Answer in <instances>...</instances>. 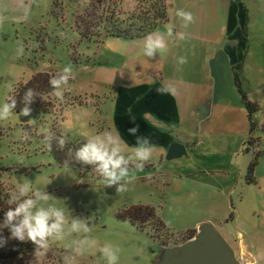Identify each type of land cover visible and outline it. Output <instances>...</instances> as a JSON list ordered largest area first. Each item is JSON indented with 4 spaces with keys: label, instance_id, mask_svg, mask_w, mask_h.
<instances>
[{
    "label": "rangeland",
    "instance_id": "1",
    "mask_svg": "<svg viewBox=\"0 0 264 264\" xmlns=\"http://www.w3.org/2000/svg\"><path fill=\"white\" fill-rule=\"evenodd\" d=\"M165 4L169 22L164 28L160 26L158 33L171 28L172 32L217 40L233 37L236 45L231 44L234 46L228 49L226 61L232 62V72L225 67V73L216 76L217 84L206 92V105L196 121L185 113L183 120L169 119L163 127L171 140L189 141L187 154L167 159L168 146L179 141H166L161 154L153 152L148 162L151 166L132 172L135 179L127 191L117 193L115 185L105 187L101 178L89 172L58 167L42 137L50 135L55 120L71 137L82 140L106 131L118 133L113 118L114 89L147 75L122 68L124 54L129 52L122 39H85L77 24L80 18L93 23L103 16L102 8L141 15L145 9H156L158 0H0V104L8 102L18 83H26L37 72L60 74L67 65L73 70L63 92L67 89L74 104L64 107L61 114L58 111L57 115L36 118L13 111L0 120L3 185L12 192L29 180L34 190L52 196L42 206L63 207L69 218L85 222L90 218V240L82 254L77 255L69 244L85 235L83 228L79 234H68L69 221L64 239L51 242L42 264H63L60 256L69 254L74 257L72 264H105L100 249L108 243L119 249L118 264H160L164 246L152 236L151 229L117 216L133 204L157 208L173 232L168 247L182 244L188 229L211 222L242 263L264 264V155L255 167L253 182H247L250 154L243 149L249 126L234 82L236 73L247 97L264 107V0H165ZM178 9L194 17L187 28L176 15ZM25 11L27 20L23 19ZM20 43L24 52L18 56ZM99 64L105 67L99 68ZM119 66L123 71L116 72ZM55 98L57 108L63 106L64 96ZM144 106L152 110L154 101H146ZM260 138L254 150L263 147L264 138ZM122 148L127 158L132 146L124 144ZM32 259L30 253L10 264H29Z\"/></svg>",
    "mask_w": 264,
    "mask_h": 264
},
{
    "label": "clouds",
    "instance_id": "2",
    "mask_svg": "<svg viewBox=\"0 0 264 264\" xmlns=\"http://www.w3.org/2000/svg\"><path fill=\"white\" fill-rule=\"evenodd\" d=\"M176 15L184 21L183 27L187 28L190 23L194 22V17L191 12L177 10ZM23 19H28V12L25 11ZM2 22V18H0ZM168 36H173L172 29H168ZM179 40L186 39L183 32L175 33ZM19 52L17 55H23L24 46L22 43L18 46ZM167 50L166 40L163 34L158 32L149 33L143 42V55L149 58H155L157 53L163 54ZM187 63L186 57H179L178 64L183 65ZM73 76L71 65L65 66L61 73L50 78L49 83L55 90V95L63 98V86L67 85L70 77ZM160 93L175 94V89L169 85H162L157 89ZM34 89L28 88L23 96L24 107L21 109L20 115H30L31 108L28 107L35 97L39 96ZM16 99L10 102L0 104V120L7 119L16 107ZM134 122V118H133ZM128 133L135 135L139 131V125L129 128ZM66 133L62 132L59 138V146L62 149L67 143ZM50 141L51 137H46ZM143 139L147 144L149 138L137 137V144ZM125 141L120 137L119 133L115 135L111 131H106L101 135L93 136L87 139L76 151L75 158L84 163L94 165V171L101 177L102 183L105 187H112L115 185L117 193L127 191V186L135 179L132 175L133 169L142 170L145 164L148 163L154 152V146L149 147L133 146L130 154L126 155L123 152L122 145ZM49 150H51V143L48 142ZM133 166L128 167L129 164ZM52 196L47 192L39 189H33L32 183L25 180L19 183L18 187L9 194V207L4 213L3 223L0 224V230L8 229L9 237H4L0 232V246H3L9 239H15L20 242L30 241L34 245L32 253L33 259L29 264H42V258L47 257L51 251V242L63 240L65 237V225L70 221L71 233L85 234L81 239L72 240L69 247L74 250L77 255L82 254V250L90 240L91 228L89 227V220L87 222L76 218H69L63 207L42 206V202H48ZM14 205V207H12ZM51 221V222H50ZM101 255L104 258L105 264H118L119 249L111 243L105 244L100 249ZM57 253L53 252L55 257ZM60 259L63 264H72L74 257L69 255H61Z\"/></svg>",
    "mask_w": 264,
    "mask_h": 264
},
{
    "label": "crops",
    "instance_id": "3",
    "mask_svg": "<svg viewBox=\"0 0 264 264\" xmlns=\"http://www.w3.org/2000/svg\"><path fill=\"white\" fill-rule=\"evenodd\" d=\"M168 22L169 20L161 27L164 28ZM157 30L158 28L150 33L158 32ZM167 33L160 31V34L165 37L167 50L163 54L157 53L154 59L143 55L144 38L149 33L135 40L122 39L129 49L128 54H124L126 59L122 68L143 72L147 76L141 79L133 78L128 83L118 84L113 92L112 103L113 118L117 124L116 129L125 144L132 148L133 146L149 147L153 145L154 151L159 154L162 153V147L166 146L169 141H179L187 149L189 141L180 138L171 140V134L164 132L163 127H167L169 119H172V122H175V119L183 120L185 113H187V117H192L195 121L200 117L201 109L206 105V92L213 86L215 88L217 84L216 76L224 74L225 67H229L232 72V62L226 63L229 55L227 52L230 47L236 45L235 39L230 36L217 40L212 37L204 38L202 35L183 32L186 39L179 40L175 33L180 32L173 31V36H168ZM179 57H186L187 63L179 65ZM220 66L221 74L218 73ZM98 67L105 66L99 64ZM117 71L121 72L123 69H120L119 66ZM230 76L232 75L230 74ZM165 84L171 85L175 89V94H162L157 91ZM82 100L86 102L84 99ZM146 101L149 103L154 101L152 110L144 106ZM151 113L154 114L151 116ZM136 125H139V131L135 135H130L127 130ZM144 136L149 138L148 143L145 144L141 139L137 144V137Z\"/></svg>",
    "mask_w": 264,
    "mask_h": 264
},
{
    "label": "trees",
    "instance_id": "4",
    "mask_svg": "<svg viewBox=\"0 0 264 264\" xmlns=\"http://www.w3.org/2000/svg\"><path fill=\"white\" fill-rule=\"evenodd\" d=\"M160 4L156 9H145L141 15L131 14L121 11L119 9L102 8V17L94 19L93 23L87 24L85 19H79L77 24V30L79 35L85 39H91L93 37L100 38L101 36L116 37L124 40L138 39L154 30L159 28L168 20L167 8L165 0H158ZM123 6V5H121ZM127 14V15H126ZM126 15V16H125ZM96 16V15H95ZM124 16V17H122ZM54 72H37L26 83L20 82L14 87L12 93L8 97V102L12 99H16V107L13 111L21 112V109L25 106L23 102V96L28 88L34 89L40 95L35 97L34 101L28 105L31 108L30 115L39 118L47 113H53L61 111L64 107L74 104L69 100V93L67 89L63 92L64 102L63 106H56V98L54 95L55 90L49 83V80L53 76H57ZM235 86L241 95L246 116L248 120V133L249 138L245 143L243 149L244 153L250 154V161L247 167L245 179L247 182H253L254 170L258 163L260 156L264 155V145L261 149L254 150L255 144H258L260 137L264 138V107L260 104L251 101L244 89L242 88V82L238 74H234ZM61 104V103H60ZM63 131L57 126V121H54L50 131V141L46 137H42L43 145L49 154L53 157L55 164L58 167H69L78 169L79 171L89 172L97 178H101L93 169L94 165L84 164L75 158V151L87 140L74 138L65 132L67 143L61 149L59 146V138ZM48 142L51 143V150H49ZM133 165H128L131 168ZM150 163H146L144 168L150 167ZM3 168H0V172ZM138 170L133 169L132 172ZM11 192L0 181V224L3 223L4 213L7 211L9 204V194ZM14 207V205H12ZM118 218L129 221L131 224L144 228L148 226L151 229L153 237H156L161 245L167 246L169 238L173 235V232L166 226L164 221L158 215L157 208L150 205L133 204L122 211L117 213ZM51 222V221H50ZM197 229H188L184 234V241L192 238ZM4 237H9L10 232L8 229L0 230ZM34 245L28 242H20L15 239H9L6 244L0 246V264H10L16 259L21 258L24 255L33 253Z\"/></svg>",
    "mask_w": 264,
    "mask_h": 264
},
{
    "label": "water",
    "instance_id": "5",
    "mask_svg": "<svg viewBox=\"0 0 264 264\" xmlns=\"http://www.w3.org/2000/svg\"><path fill=\"white\" fill-rule=\"evenodd\" d=\"M187 154L181 142L168 146L166 158L173 159ZM160 264H244L231 245L211 222L201 223L195 235L176 246H164ZM249 264V263H246Z\"/></svg>",
    "mask_w": 264,
    "mask_h": 264
}]
</instances>
